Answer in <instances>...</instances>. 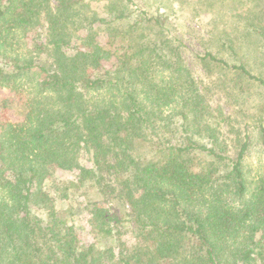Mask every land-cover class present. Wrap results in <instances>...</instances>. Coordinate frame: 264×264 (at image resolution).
Masks as SVG:
<instances>
[{
    "label": "trees",
    "instance_id": "16d2710c",
    "mask_svg": "<svg viewBox=\"0 0 264 264\" xmlns=\"http://www.w3.org/2000/svg\"><path fill=\"white\" fill-rule=\"evenodd\" d=\"M131 4L0 0V264H264L263 116L227 142L171 16ZM221 46L201 64L264 88Z\"/></svg>",
    "mask_w": 264,
    "mask_h": 264
},
{
    "label": "rangeland",
    "instance_id": "374dc122",
    "mask_svg": "<svg viewBox=\"0 0 264 264\" xmlns=\"http://www.w3.org/2000/svg\"><path fill=\"white\" fill-rule=\"evenodd\" d=\"M161 1L134 0L135 5L131 4V7L133 10L145 8L151 13L159 6L160 12L171 16L167 28L168 37H173V40L178 38L181 55L190 66L198 87L206 91L212 106L219 105L227 115L222 131L224 138L230 143L238 132L240 136L248 133L253 138V124L260 116L264 120V110L259 106L264 102V88L252 81L249 83L241 80L235 85L230 83V74L213 66L202 65L197 54L211 51L234 62L237 57L229 56L221 46L224 39H229L252 73L264 78V56L261 54L258 37L243 29L245 22L257 26L259 21L264 27V0H174L169 4L168 0ZM105 2L86 0L89 7L100 16H106ZM245 162L253 168L258 167L259 163L264 164V148L253 139ZM79 233L84 232L81 229Z\"/></svg>",
    "mask_w": 264,
    "mask_h": 264
}]
</instances>
